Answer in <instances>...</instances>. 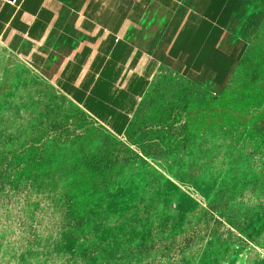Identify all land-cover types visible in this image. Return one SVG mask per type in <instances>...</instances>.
Wrapping results in <instances>:
<instances>
[{
  "label": "rangeland",
  "instance_id": "rangeland-1",
  "mask_svg": "<svg viewBox=\"0 0 264 264\" xmlns=\"http://www.w3.org/2000/svg\"><path fill=\"white\" fill-rule=\"evenodd\" d=\"M221 85L161 64L123 134L0 47V264H264V0Z\"/></svg>",
  "mask_w": 264,
  "mask_h": 264
},
{
  "label": "crops",
  "instance_id": "crops-1",
  "mask_svg": "<svg viewBox=\"0 0 264 264\" xmlns=\"http://www.w3.org/2000/svg\"><path fill=\"white\" fill-rule=\"evenodd\" d=\"M247 0H0V42L113 134H123L161 64L223 84Z\"/></svg>",
  "mask_w": 264,
  "mask_h": 264
},
{
  "label": "bare ground",
  "instance_id": "bare-ground-1",
  "mask_svg": "<svg viewBox=\"0 0 264 264\" xmlns=\"http://www.w3.org/2000/svg\"><path fill=\"white\" fill-rule=\"evenodd\" d=\"M0 47H1V48H4V46L2 45V43H1V42H0Z\"/></svg>",
  "mask_w": 264,
  "mask_h": 264
},
{
  "label": "trees",
  "instance_id": "trees-1",
  "mask_svg": "<svg viewBox=\"0 0 264 264\" xmlns=\"http://www.w3.org/2000/svg\"><path fill=\"white\" fill-rule=\"evenodd\" d=\"M72 105H74V106H76L75 104H72ZM77 107V106H76ZM79 108V107H78ZM80 109V108H79ZM81 110V109H80ZM83 112V111H82Z\"/></svg>",
  "mask_w": 264,
  "mask_h": 264
}]
</instances>
